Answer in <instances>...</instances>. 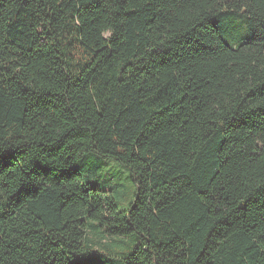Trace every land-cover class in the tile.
<instances>
[{"label": "trees", "instance_id": "1", "mask_svg": "<svg viewBox=\"0 0 264 264\" xmlns=\"http://www.w3.org/2000/svg\"><path fill=\"white\" fill-rule=\"evenodd\" d=\"M0 264H264V0H0Z\"/></svg>", "mask_w": 264, "mask_h": 264}, {"label": "rangeland", "instance_id": "2", "mask_svg": "<svg viewBox=\"0 0 264 264\" xmlns=\"http://www.w3.org/2000/svg\"><path fill=\"white\" fill-rule=\"evenodd\" d=\"M238 28H240L247 35V27H246V23L243 19H238ZM240 34H241V32H240ZM240 34H239V37H240ZM237 37H238V34H237L236 38ZM111 163L115 165V167H114L115 171H114L113 175H115V177H118L120 180H122L123 182H125V184L128 185V182H126L125 176L120 171V170H122L121 166L118 163L114 162L113 160H108L106 165L109 167Z\"/></svg>", "mask_w": 264, "mask_h": 264}]
</instances>
